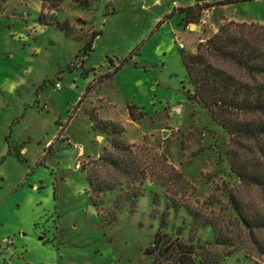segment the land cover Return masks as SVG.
Masks as SVG:
<instances>
[{
  "label": "rangeland",
  "instance_id": "374dc122",
  "mask_svg": "<svg viewBox=\"0 0 264 264\" xmlns=\"http://www.w3.org/2000/svg\"><path fill=\"white\" fill-rule=\"evenodd\" d=\"M223 1L199 0L207 9L188 30L185 12L160 22L197 0H0V264H148L158 231L165 241H214L185 205L239 243L221 264H264V230H245L230 199L264 213V189L232 173L235 144L188 99L182 62L222 25H264V0ZM109 58L128 60L111 80ZM114 138L129 147L138 179L103 160ZM89 177L116 188L97 194Z\"/></svg>",
  "mask_w": 264,
  "mask_h": 264
},
{
  "label": "trees",
  "instance_id": "16d2710c",
  "mask_svg": "<svg viewBox=\"0 0 264 264\" xmlns=\"http://www.w3.org/2000/svg\"><path fill=\"white\" fill-rule=\"evenodd\" d=\"M198 1L194 6L178 10L180 13H186V24L200 23L208 5L199 4ZM231 2L232 0H226L221 4ZM175 12L172 11L160 24L166 22ZM94 37L96 35H93ZM92 49L93 41H90L84 54L89 55ZM126 62L128 60L116 65L115 60L109 58V65L114 69L106 73L105 78L113 79ZM182 62L188 82L192 86L188 99L202 104L212 119L227 131L235 144V149L229 153L232 173L241 184L264 189V25L235 22L222 25L211 37L205 40L200 38L196 52L182 51ZM93 87L92 83L89 84L79 104ZM135 109V106L130 108L133 120H136ZM91 119L95 121V118ZM94 127L99 126L94 124ZM113 133L117 136V127H113ZM112 148V153L107 148L104 149L103 160L121 175L132 177V180L138 179L141 176L140 167L131 159L129 147L120 138H114ZM142 177L145 178L144 175ZM89 180L91 189L96 190L97 194L106 193L117 185L99 183L97 187L90 177ZM141 195H144L143 192H138L130 194L129 198ZM230 199L245 230L252 235L264 230V213L251 211L236 195H230ZM93 203L99 213L98 202L94 200ZM171 206L176 210L180 207L177 202H171ZM185 208L195 220L197 228L214 229L215 240L195 246L180 240L165 241V235L158 231L154 240L155 248L159 249L158 255L148 264H221L237 250H241L235 237L212 217H205L189 205H185ZM160 222L165 225L163 218ZM259 248L264 253V246L259 245ZM146 253L150 254L148 249Z\"/></svg>",
  "mask_w": 264,
  "mask_h": 264
},
{
  "label": "built area",
  "instance_id": "2783aa9c",
  "mask_svg": "<svg viewBox=\"0 0 264 264\" xmlns=\"http://www.w3.org/2000/svg\"><path fill=\"white\" fill-rule=\"evenodd\" d=\"M174 4H177L176 1L174 2ZM193 25L194 24H192V23H188V24H186L185 28L188 29V30H194L193 29ZM181 47H184V46L181 45ZM56 86H57V88H61V84L60 83H57ZM76 148L78 149V156L82 157L83 154H84V148L81 145H76ZM77 167L80 168L81 167V163H78Z\"/></svg>",
  "mask_w": 264,
  "mask_h": 264
},
{
  "label": "crops",
  "instance_id": "0c3cea01",
  "mask_svg": "<svg viewBox=\"0 0 264 264\" xmlns=\"http://www.w3.org/2000/svg\"><path fill=\"white\" fill-rule=\"evenodd\" d=\"M177 4H178V2H177ZM179 9H175V11H176V13H178L179 15H181L182 13H180L179 11H178ZM174 11V10H173ZM192 23H194V22H192ZM184 26L186 27V23L184 22ZM202 39V38H201ZM199 41H200V38H199Z\"/></svg>",
  "mask_w": 264,
  "mask_h": 264
}]
</instances>
